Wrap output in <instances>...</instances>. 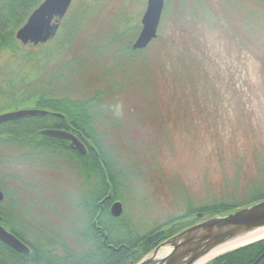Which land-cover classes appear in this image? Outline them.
Returning a JSON list of instances; mask_svg holds the SVG:
<instances>
[{"label": "trees", "instance_id": "obj_1", "mask_svg": "<svg viewBox=\"0 0 264 264\" xmlns=\"http://www.w3.org/2000/svg\"><path fill=\"white\" fill-rule=\"evenodd\" d=\"M41 1L0 0V109L12 107L9 111L25 106L60 113L62 118L45 114L3 122L0 148L9 144L20 157L25 148L30 153L56 149L57 139L43 134L42 130L63 128L97 151L98 156L91 152L83 156L73 151L71 155L75 158L76 170L84 175L82 181L103 183L102 189L92 197L93 213L97 200L107 191L110 194L103 203L102 212L107 218L99 217L109 247L95 245V233L88 221L85 243L90 247L81 254L83 261L78 260L77 264H135L183 229L264 199V191L259 190L250 203L202 205L143 235L132 236L123 223L124 215L112 217L109 213L111 202L121 200L124 169L116 163L119 155L108 153L104 143L105 137L116 139L120 135L116 128L119 125L110 124L101 113L104 105L118 97L126 101L127 92L133 89L136 95L134 102L131 101L133 109L123 115L129 134L134 128L136 136H146L142 133L149 136L141 127L143 119L136 114L145 115L151 126L157 123L159 131L162 122L171 115V103L176 115L188 118L185 89L189 85V97L194 98L201 78V64L194 56V48L199 50L194 42L199 22L209 15L236 43L248 42L254 51L264 52V0H164L157 36L140 50L131 48L140 24L127 20L112 25L103 22L102 10H106L111 0H81L60 21L50 41L22 46L14 32ZM163 19L171 30L167 35L163 32ZM42 75L47 77L44 82H41ZM165 92L169 98L167 103L161 98ZM198 213L202 217L198 218ZM49 246L48 241L41 247L36 246L28 258L0 244V264H24L27 258L29 264H76L58 261L54 251L48 253ZM206 264H264V239L217 256Z\"/></svg>", "mask_w": 264, "mask_h": 264}, {"label": "rangeland", "instance_id": "obj_2", "mask_svg": "<svg viewBox=\"0 0 264 264\" xmlns=\"http://www.w3.org/2000/svg\"><path fill=\"white\" fill-rule=\"evenodd\" d=\"M80 1L73 0L68 11L77 8ZM145 5L146 0H111L106 10H102L103 22L112 25L127 20L140 24ZM164 22L163 19V32L167 35L171 30ZM194 37L199 47V50L194 48V56L201 64V78L194 98L189 97L190 86L185 89L190 118L176 115L171 103V115H163L166 118L157 131V123L151 126L144 114V117L136 114L143 119L142 129L149 133V136L147 133L136 136L134 128L131 134L125 130L123 116L133 109L135 90L127 92L126 101L118 97L101 109L110 124L119 125L117 140L105 137L104 143L108 153L119 155L116 163L124 169L120 202L123 223L132 236L143 235L187 210L221 202L246 204L259 190L264 191V52L254 51L248 42L236 43L209 15L199 22ZM46 78L42 75L41 82ZM161 98L165 103L169 101L166 92ZM8 109L13 108H1L0 113ZM126 118L131 117L126 115ZM134 120L139 125L136 117ZM4 154L11 156L0 170L8 171L10 179L20 186L25 180L23 159L13 148ZM41 162L55 165L54 172H61L71 185L75 182L76 187L81 186L84 175L69 159L61 163L57 156H45ZM60 179L53 175L49 180ZM54 188L46 190L54 195L34 199L30 206L32 223L46 221L48 213H56L57 220L77 219L78 225V203L76 207L74 204L79 198L70 195L68 190ZM59 206L66 207L65 215L57 214ZM19 207L16 200L13 210ZM36 207L40 210L36 211ZM50 222L51 231L59 228L58 221ZM62 229L70 228L63 226ZM77 246L81 252L88 249V244L79 238Z\"/></svg>", "mask_w": 264, "mask_h": 264}, {"label": "water", "instance_id": "obj_3", "mask_svg": "<svg viewBox=\"0 0 264 264\" xmlns=\"http://www.w3.org/2000/svg\"><path fill=\"white\" fill-rule=\"evenodd\" d=\"M73 0H42L27 16L24 23L15 30L14 37L22 46H37L50 41L56 34L60 21L65 17ZM164 0H146L140 19V31L131 48H146L157 36ZM44 109L26 108L0 113V124L26 116L45 115ZM56 115L57 113H54ZM43 134L70 140V146L79 153L84 146L71 133L59 129H45ZM2 193L0 191V200ZM122 205L112 203L110 215L119 217ZM197 217H202L201 213ZM264 231V199L237 208L226 214L207 218L159 243L153 250L135 264H206L210 260L234 249L264 239V236L219 252L226 246L234 245L259 236ZM0 241L17 252H28V248L16 237L0 226ZM112 247V246H110Z\"/></svg>", "mask_w": 264, "mask_h": 264}, {"label": "flooded vegetation", "instance_id": "obj_4", "mask_svg": "<svg viewBox=\"0 0 264 264\" xmlns=\"http://www.w3.org/2000/svg\"><path fill=\"white\" fill-rule=\"evenodd\" d=\"M135 38L133 39V41L135 40ZM133 41L131 42V45ZM54 113L56 112H49L47 114L53 115L57 118H62V115L60 113H57L60 114V116ZM59 130H64L70 133V130L67 129L62 128ZM75 137L84 146V152L79 153L77 150L73 149L70 146L69 139L59 137H53L57 139L58 148L56 149H51L48 151L36 150L34 151V153H30V150L28 148L23 149L21 157L23 159L25 180L21 182L20 186H17L10 179L11 175L8 171L4 173L0 170V191L2 193V199L0 200V226L5 231L16 237L22 244H24L28 248V252H21V254H25L27 257L31 252L34 251L36 246L41 247L45 243V241H48L50 243V246L48 247L47 251L48 253L54 251V257H56L58 261L76 264L78 260L83 261V258L81 256L83 252H81L80 247L77 246V239L79 238L83 242L85 241V235L88 233V221L90 226L93 228V232L95 233V245L103 244L104 246L109 247V245L106 243V230L101 224H99V217H102L103 220L107 218L102 211L103 203L110 197L108 191L105 195L101 196V199L97 200L96 212L93 213L94 209H92V206H90L94 193L98 192L100 188L102 189L103 183L98 181H82L81 186L76 187L75 182H73V184L71 185L67 177L64 176L61 172H59L58 170H56V172L53 171L55 165L53 166L51 163H48L46 165L44 164V166L41 162L42 158H44L45 156H57L61 163L69 159L75 166V158L73 155H71L72 151L77 152L78 154L83 156L87 155L89 152L93 153L95 156H98L97 151L92 146H90L88 142L81 140L77 136ZM59 146H62L63 148L60 149ZM9 148L12 150V146L9 144L4 146L3 148H0V166H2L3 163H7L8 157L10 158L11 155L7 157V155L4 154L5 151ZM53 175H58L61 179L59 181L52 182L50 180L53 178ZM54 187H56V191L57 189L60 191L68 190L70 191V195L79 198L78 202L74 204L76 207V204L78 203V225L76 224L77 219L72 220V218H70L67 220H57L56 213H48V215H46V221L42 220V222L38 224L32 223L30 206L34 204V199L38 198L39 196L46 197L47 194L51 196L54 195V193L50 194V191H48V193L46 191L47 189H55ZM16 200L19 201L20 207L13 210V204ZM115 201L111 202L109 206V213L110 207ZM65 208L66 207L64 206H59V211L57 214H59V216L65 215ZM35 210L39 211L40 209L36 207ZM50 221L57 222V224L59 223V225H57L59 228L51 231L50 225L52 224V222ZM106 222L107 221H105L104 223ZM63 226H69L70 229L63 230ZM68 236H70L71 238L69 239ZM0 244L7 246L1 241ZM28 258L24 261V264H29ZM84 263L85 262H82L80 264Z\"/></svg>", "mask_w": 264, "mask_h": 264}, {"label": "bare ground", "instance_id": "obj_5", "mask_svg": "<svg viewBox=\"0 0 264 264\" xmlns=\"http://www.w3.org/2000/svg\"><path fill=\"white\" fill-rule=\"evenodd\" d=\"M262 236H264V231H263V233H261L259 236H256V237H253V238H250V239H248V240L242 241V242L237 243V244H234V245L226 246V247H224L223 249H221L219 252H221V251H225V250H227V249H229V248H233V247L238 246V245H240V244H243V243H245V242H247V241H249V240L256 239V238H258V237H262Z\"/></svg>", "mask_w": 264, "mask_h": 264}]
</instances>
